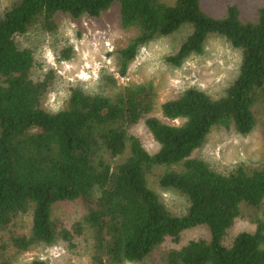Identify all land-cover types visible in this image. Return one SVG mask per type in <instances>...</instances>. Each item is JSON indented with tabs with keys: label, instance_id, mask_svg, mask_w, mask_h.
<instances>
[{
	"label": "trees",
	"instance_id": "obj_1",
	"mask_svg": "<svg viewBox=\"0 0 264 264\" xmlns=\"http://www.w3.org/2000/svg\"><path fill=\"white\" fill-rule=\"evenodd\" d=\"M114 6L122 28L137 32L118 51L121 75L151 41L185 30L165 58L170 66L203 55L217 35L239 51L237 75L219 96L188 85L158 106L152 82L110 93L107 85L116 87L117 79L103 72L97 91L71 83L63 107L49 110L45 100L58 74L48 67L37 75L43 64L19 39L56 32L59 15L99 18ZM217 127L242 137L264 129V6L244 20L236 4L215 16L203 0H16L0 15V264H49L21 255L59 244L76 249L82 238L93 264L144 262L169 242L179 246L162 253L164 264H264V218L256 213L264 204V167L219 170L195 157ZM152 176L186 197L185 214L168 208ZM64 202L84 207L82 221L54 217ZM240 217L256 227L229 240ZM197 227L208 237L181 243Z\"/></svg>",
	"mask_w": 264,
	"mask_h": 264
},
{
	"label": "rangeland",
	"instance_id": "obj_2",
	"mask_svg": "<svg viewBox=\"0 0 264 264\" xmlns=\"http://www.w3.org/2000/svg\"><path fill=\"white\" fill-rule=\"evenodd\" d=\"M16 0H0V15L10 8ZM236 4L244 20L257 15L264 0H203L204 8L212 15L223 16L228 7ZM58 29L54 33L32 31L19 39L23 47L32 49L36 60L43 64V69L36 74L48 72L51 67L58 74L59 80L45 100V107L57 111L63 107L69 95L71 83H83L89 91H97L101 73L106 72L117 79V86L107 85L110 93L128 84L152 82L157 92L158 106L164 100L182 91L186 86L200 87L213 96H219L231 84L238 73L241 56L222 36H211L203 55L190 58L180 68L170 66L166 57L174 53L188 35L187 31L179 32L170 37H160L147 44L133 60L125 76L120 74L118 51L125 47L137 35L135 30H125L120 23L119 8L112 7L99 18L83 17L75 20L69 15H59ZM72 48L70 59L61 58L62 52ZM158 109V107H157ZM157 114L160 112L157 110ZM174 123V122H173ZM138 133L144 138L152 151L158 148L146 128L139 127ZM195 157L204 159L219 170H228L240 163L247 166L264 167V129L258 127L247 137L226 130L214 128L206 143L195 152ZM162 170H155L158 174ZM168 208L175 214H185L189 204L185 196L175 191L163 190L155 183ZM84 207L77 203H60L54 210V217L64 220L67 225L82 221ZM256 213L264 218V204ZM28 219L26 226L30 224ZM249 217L238 218L230 229L228 239H233L243 230L255 229ZM29 228L20 229L21 232ZM209 230L197 227L186 231L181 243L198 237H208ZM166 245V244H165ZM164 245V246H165ZM163 246V247H164ZM178 243L169 244L144 262L127 264H164L161 255L164 251L177 248ZM40 256L49 260V264H93L84 239L74 249L66 245L40 247L37 250L21 255L24 260Z\"/></svg>",
	"mask_w": 264,
	"mask_h": 264
}]
</instances>
